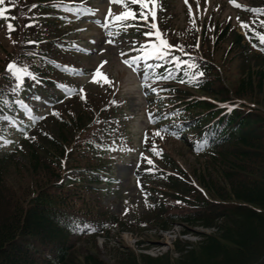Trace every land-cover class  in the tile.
Wrapping results in <instances>:
<instances>
[{
    "label": "trees",
    "instance_id": "1",
    "mask_svg": "<svg viewBox=\"0 0 264 264\" xmlns=\"http://www.w3.org/2000/svg\"><path fill=\"white\" fill-rule=\"evenodd\" d=\"M192 2L194 23L184 8L160 12L163 40L176 49L141 65L148 136L163 142L147 145L154 204L134 219L113 213L99 187L112 183L116 158L107 153L127 142L116 113L118 81L100 84L97 100L89 92L60 97L61 85L77 91L69 65H78V51L67 44L73 23L59 19L82 10L83 0L0 5V264H264V15L249 11L264 10V0L245 1L244 34L226 17L225 2ZM144 25L135 29L141 46ZM236 60L231 85L221 74ZM186 61L195 67L182 70ZM10 63L32 74L18 88ZM47 97L55 101L51 111H37L33 121L23 106ZM178 222L213 231L196 232L195 242L178 238L173 251L157 256L118 250L113 261L77 245L115 229L144 234Z\"/></svg>",
    "mask_w": 264,
    "mask_h": 264
},
{
    "label": "rangeland",
    "instance_id": "2",
    "mask_svg": "<svg viewBox=\"0 0 264 264\" xmlns=\"http://www.w3.org/2000/svg\"><path fill=\"white\" fill-rule=\"evenodd\" d=\"M217 3L230 5L227 8V18H235L243 8L235 5H241L239 0H217ZM250 1V0H245ZM186 3L193 5L192 0H176V7H185ZM159 11L162 13L165 8L173 5L163 0H159ZM254 4H256L254 2ZM113 3L109 0H96L94 9L89 10L85 14H76L74 20L78 28L76 31L85 30L86 33L81 36L79 49L83 50L85 57L79 56L78 60L83 66L75 69L77 78L73 83H77L79 90L89 92V95L100 96L99 87L93 82V73L102 62L101 71L105 74L113 75L119 82V91L117 96L121 102L116 113L119 115L120 134L126 138L127 142L120 144L119 148L113 147L107 155L114 156L113 181L107 196H104V204L122 218L134 219L135 217L145 213L153 204L154 191L148 183V176L144 174L147 168L148 158L146 156L147 145L151 146L162 144L160 140H150L148 133V115L147 101L143 93L144 73L136 71V61L132 55H129L132 48H129L131 37L122 22H117L115 17L110 15L107 6L114 8ZM235 11V12H234ZM183 14L185 9L182 10ZM160 13V16L162 14ZM192 15V14H191ZM65 19V18H64ZM184 20V17H181ZM238 31L240 29L237 28ZM241 32V31H240ZM71 40L69 41V43ZM76 45V43L73 42ZM253 46V45H251ZM258 51L259 49L256 48ZM124 61H128L126 64ZM190 62H185L183 67L187 68ZM237 60L230 63L231 67L227 73L221 74L222 78L227 79L228 83L235 85L239 77ZM109 79V77H108ZM108 83H104L107 85ZM110 87V86H108ZM111 88V87H110ZM115 90V89H114ZM79 92V91H78ZM111 95L113 92L111 91ZM95 100V101H96ZM30 109L41 108L49 110L51 102H32L27 103ZM120 137V136H119ZM175 158L178 154L174 151ZM177 155V156H176ZM186 158H191L187 155ZM183 160L186 161L184 158ZM72 173L77 174L78 171ZM20 178L16 181L19 184ZM212 232L213 230L204 229L203 227H194L188 224L175 223L171 230L164 231L159 228H152L146 232L140 233L122 231L115 229L109 238H96L92 240L77 243L81 251L96 250L101 257L106 260L113 261L118 250L125 248L134 249L137 253H146L157 256L162 253L173 251V242L176 239H185L187 241H199L200 237L196 236V232ZM174 254V253H173Z\"/></svg>",
    "mask_w": 264,
    "mask_h": 264
},
{
    "label": "snow or ice",
    "instance_id": "3",
    "mask_svg": "<svg viewBox=\"0 0 264 264\" xmlns=\"http://www.w3.org/2000/svg\"><path fill=\"white\" fill-rule=\"evenodd\" d=\"M110 3L113 4H118L120 5L124 11L120 14V15H116L115 16V20L117 22H124L127 20H141L144 22V24L148 25L149 27V31L147 33H145V35L147 36H152L153 34L156 35L157 39L159 40V44L154 45L152 48L151 52H146L145 53V58L148 57H155V58H163L166 53L164 51L165 48H170L171 46H169L167 44V42L165 40H163L160 36L159 33V29L156 25V23L154 22L156 20V12L157 9L159 7H161V5L159 4V0H109ZM187 2V0H186ZM5 3V0H0V5H3ZM130 5L132 6H138L139 7V11L136 12L134 10H131ZM55 7H60L62 6L61 4H55L53 5ZM237 7H240V5H235ZM197 7L199 8V0H197ZM5 11L6 9H2L0 8V18H6L5 17ZM191 7H189V13L191 14ZM249 11L259 14V15H264V10H255V9H249ZM111 15V12L109 13ZM149 16H151L153 23L148 24V19ZM12 19H15V17H12ZM194 23V20H193ZM128 25H125V27H127ZM244 28H247L248 25L246 24H242L241 25ZM261 26L264 27V22H261ZM7 29L8 31H14V27L12 24H8L7 25ZM153 30H155V32H153ZM255 35V33H254ZM259 42L261 44H264V35H259ZM30 43H35V42H30ZM255 46V45H253ZM126 64H128V61H124ZM106 62H102L101 65H99L97 67V69L94 71L93 75V80L91 82L93 83H108L109 86H111V81L108 79L107 75L105 73H103L101 71L103 64ZM190 68L195 67L194 64L189 65ZM13 77L16 78L17 81H19V83L17 84V88L20 86V84L23 82V79L25 76H32L31 73L28 72L27 68H19L17 67L16 64L14 63H10L7 66L6 69ZM200 76L203 75V73H199ZM34 78V77H33ZM170 78V74L169 77H158V79H168ZM61 87L64 89L65 94L66 95H71V91L68 90L65 86L61 85ZM84 92L83 89H80L79 92L77 94H82ZM157 136L160 135L159 132L156 133ZM149 163L151 164V161H149Z\"/></svg>",
    "mask_w": 264,
    "mask_h": 264
}]
</instances>
